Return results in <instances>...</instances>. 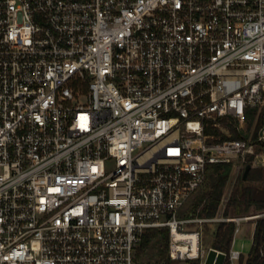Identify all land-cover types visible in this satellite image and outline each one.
I'll use <instances>...</instances> for the list:
<instances>
[{"label": "built area", "instance_id": "obj_1", "mask_svg": "<svg viewBox=\"0 0 264 264\" xmlns=\"http://www.w3.org/2000/svg\"><path fill=\"white\" fill-rule=\"evenodd\" d=\"M263 107L264 0H0V264H134L151 228L235 264L248 218L180 212L255 154L226 125ZM207 221L236 224L229 253Z\"/></svg>", "mask_w": 264, "mask_h": 264}, {"label": "trees", "instance_id": "obj_2", "mask_svg": "<svg viewBox=\"0 0 264 264\" xmlns=\"http://www.w3.org/2000/svg\"><path fill=\"white\" fill-rule=\"evenodd\" d=\"M226 126L233 134V139H249L256 144V153H264V141H260L259 138L261 130L264 129V107L260 112L257 110L247 112L246 127L247 130L253 129L251 137L244 130L239 131L233 123ZM245 161L247 165H252L248 176L245 180L243 179L244 171L238 176L226 201H224V195L232 177L233 163L207 165L205 184L186 218L213 219L220 213L224 217L233 218L244 217L253 212H264V167L254 166V155L246 157ZM235 229L234 222L219 223L212 248L229 253ZM169 240L168 228L148 229L137 249L136 262L141 259L147 249L154 244H160L157 253L160 259L159 264H179L169 256ZM238 262L239 264H264V218L256 221L251 250L246 256L242 255ZM226 264L230 262L226 261Z\"/></svg>", "mask_w": 264, "mask_h": 264}, {"label": "rangeland", "instance_id": "obj_3", "mask_svg": "<svg viewBox=\"0 0 264 264\" xmlns=\"http://www.w3.org/2000/svg\"><path fill=\"white\" fill-rule=\"evenodd\" d=\"M243 130L250 137L253 135V129L247 130V127L245 126L243 128ZM253 155H254V166L264 167V161L262 162V159L264 158V153H256L255 152V154H253ZM245 160H246V157H239V158H235L234 161H232L233 172H232V177H231L230 183L228 184L229 187L225 191V195H224L225 201L230 196L229 191H232V188L236 182V179L238 178V176L241 173H243V171H245V167L247 166V162ZM202 188L203 187H201L197 191V193L192 197V199L181 210L180 216H182L183 218L187 217V215L189 214V212L192 209L193 202L199 196ZM255 215H261L264 218V212H257V213L253 212V213L245 216L244 218H248V220L241 223V231L246 228L247 236L244 233L239 234L237 239H236V244L234 245V249L241 251V253L245 256L250 252L251 247L253 245V237L251 236V232H252L253 227L251 229V226L255 225L256 221L259 220V218L249 219V217L252 218ZM218 216H222L221 213ZM200 219L201 218H198V220H200ZM219 223L220 222H218V221H207V222H202V223L194 222V223L189 224L188 228L193 229V230L198 229L201 231V233L203 234L204 248L206 251H208L213 246V243L215 240V233H216V230L218 228ZM159 245L160 244H154L153 247L147 249L145 251V253L142 255L141 259L138 262H136L135 259H136L137 249L140 247V244H139L136 247L134 264H159L160 259H159L158 254H157L158 250H159ZM188 263L189 264H195L196 262H188ZM197 263L201 264L200 262H197ZM179 264H180V262H179ZM235 264H239V262H235Z\"/></svg>", "mask_w": 264, "mask_h": 264}, {"label": "water", "instance_id": "obj_4", "mask_svg": "<svg viewBox=\"0 0 264 264\" xmlns=\"http://www.w3.org/2000/svg\"><path fill=\"white\" fill-rule=\"evenodd\" d=\"M260 135H261V136H264V129L261 130ZM251 167H252V165H250V164L247 165V166L245 167V171H244V175H243V179H244V180L247 178L248 173H249ZM214 253H215V252L212 251V255H214Z\"/></svg>", "mask_w": 264, "mask_h": 264}, {"label": "crops", "instance_id": "obj_5", "mask_svg": "<svg viewBox=\"0 0 264 264\" xmlns=\"http://www.w3.org/2000/svg\"><path fill=\"white\" fill-rule=\"evenodd\" d=\"M264 161V158L262 159V162ZM257 162V161H256ZM229 187V186H228ZM228 187H227V189H228ZM231 190V189H230ZM231 191H229V193H230ZM228 193V194H229ZM227 200V199H226ZM252 227H253V229H252ZM251 229H252V232H251V236L253 237V234H254V230H255V225H253V226H251ZM245 234L246 236H247V231H246V228L245 229H243L241 232H240V234ZM180 264H189L188 262H180Z\"/></svg>", "mask_w": 264, "mask_h": 264}]
</instances>
